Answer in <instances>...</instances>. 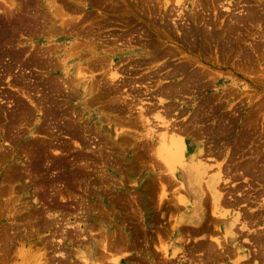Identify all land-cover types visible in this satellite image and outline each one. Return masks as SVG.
Listing matches in <instances>:
<instances>
[{"label": "rangeland", "instance_id": "1", "mask_svg": "<svg viewBox=\"0 0 264 264\" xmlns=\"http://www.w3.org/2000/svg\"><path fill=\"white\" fill-rule=\"evenodd\" d=\"M218 262L264 264V0H0V264Z\"/></svg>", "mask_w": 264, "mask_h": 264}, {"label": "bare ground", "instance_id": "2", "mask_svg": "<svg viewBox=\"0 0 264 264\" xmlns=\"http://www.w3.org/2000/svg\"><path fill=\"white\" fill-rule=\"evenodd\" d=\"M41 16V15H40ZM22 23V22H21ZM12 30V29H11ZM100 38V37H99ZM43 53V52H42ZM10 68V67H9ZM107 76V75H106ZM116 77H118L117 75H115ZM114 77V76H113ZM107 78V77H106ZM19 79V78H18ZM81 79V78H80ZM113 79H115V77L113 78ZM27 81V80H26ZM94 84V83H93ZM93 84H92V89H93ZM112 85V84H111ZM116 86H118V85H116ZM22 87V86H21ZM60 88V87H59ZM91 89V90H92ZM95 89V88H94ZM93 89V90H94ZM161 91V90H160ZM38 92V91H37ZM54 92V91H53ZM31 93V92H30ZM52 94V93H51ZM121 95V94H120ZM166 96V95H165ZM56 98V97H55ZM118 98V97H117ZM108 100V99H107ZM108 103V102H107ZM41 104V103H40ZM61 105V104H60ZM38 106V105H37ZM141 115H142V113H141ZM142 118H144L143 116H142ZM31 119V118H30ZM145 120H147V119H145ZM62 122V121H61ZM69 127V126H68ZM152 134V133H151ZM76 137V136H75ZM168 139V138H167ZM169 141V140H168ZM172 149H174L173 147H172ZM170 150V152H169V154L167 155V159L166 160H168V161H170V162H172V164L174 165V166H177V165H180L181 164V161H183V157H184V153H185V147L184 146H179L177 149H176V151H173V150ZM50 150V149H49ZM101 155V154H100ZM180 163V164H179ZM202 164H200V166H201ZM197 166V165H196ZM53 168V167H52ZM88 168V167H87ZM198 168H200L199 166L197 167V168H194L193 167V169L192 170H189L190 172H189V177H190V180L191 179H193V184H192V186H193V188L194 189H197V192H199V195H200V192H201V194H202V188L200 187V184H199V182H200V179H201V176H202V173L206 170V169H204L203 168V170L204 171H202V168H200V169H198ZM202 171V172H201ZM28 172V171H27ZM30 175V174H29ZM175 180V179H174ZM212 180V178L211 179H209L208 181H207V184H208V188H209V191L211 192V194H212V199H213V201H218V199H219V195H218V193H217V188L215 187V184L217 183V181L219 180H216V178H214V180H213V183H212V185H210L209 184V182ZM80 189V188H79ZM202 196V195H201ZM217 205V204H216ZM36 217V216H35ZM231 232H232V230L230 231V233L229 234H231Z\"/></svg>", "mask_w": 264, "mask_h": 264}, {"label": "crops", "instance_id": "3", "mask_svg": "<svg viewBox=\"0 0 264 264\" xmlns=\"http://www.w3.org/2000/svg\"><path fill=\"white\" fill-rule=\"evenodd\" d=\"M193 165V164H192ZM191 169H193V167L191 168ZM190 169V170H191ZM188 174H189V172H188ZM214 177H217V173L214 175ZM190 178V177H189ZM211 179V178H210ZM213 179V178H212ZM191 181L193 182V179H191ZM207 181V180H206ZM195 193H197L198 195H199V192H197V189H195ZM204 194V190L202 189V194H201V192H200V195H199V197L201 196V195H203ZM210 194V193H209ZM229 214V211H227V210H221L219 213H218V215H221V216H227ZM190 217L192 218V223H195L196 221H198V219H199V212L197 211V210H192L191 212H190ZM236 219H237V215L234 217V219H233V221H236ZM227 222V221H226ZM230 231H231V228L230 229H228L227 231H226V233H228V235H230L229 233H230ZM209 235L210 234H208L205 238H204V236H201L199 239L200 240H202V239H209ZM241 257H239V259H240ZM238 259V260H239ZM216 264H229L228 262H218V263H216Z\"/></svg>", "mask_w": 264, "mask_h": 264}]
</instances>
